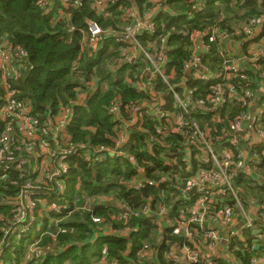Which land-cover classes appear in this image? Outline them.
<instances>
[{
	"label": "trees",
	"instance_id": "1",
	"mask_svg": "<svg viewBox=\"0 0 264 264\" xmlns=\"http://www.w3.org/2000/svg\"><path fill=\"white\" fill-rule=\"evenodd\" d=\"M253 21V28L264 26V0H0V48L6 46L2 51L12 69L8 82L12 100L25 110L27 119L38 121L31 135L51 136L48 143L56 152L51 174L44 170L46 180H39L44 158L40 146L31 145L28 153L12 151L19 146L13 140L23 129L12 118L0 119V141L9 130L7 145L0 143V167H11L8 174L0 175V261L177 264L166 256L171 248L182 254L184 247L196 244L194 240L198 245V239L208 243L207 231L213 229L225 238L218 214L234 206L233 197L214 196L202 205L196 194L184 195L186 179L211 169L212 161L191 140L187 142V136L199 135L186 125L188 118L180 105L174 104L170 91L175 89L184 104L196 107L190 119L206 132L198 128L215 152L221 145L232 153L237 195L255 224L254 229L231 225L226 254H216L212 262L253 264L261 259L264 264V239L255 238L264 235V185L255 183V176L264 171V157L261 148H254L247 163V156L239 157L232 144L235 140L239 146L241 141L233 125L251 115L246 90L254 103L262 89L264 57L251 67L252 73L250 65L240 67L244 57L237 54L229 73L234 52L223 48L224 42L241 45L243 30ZM137 22L142 24L137 40L120 43L128 35L124 27L135 28ZM90 24L101 29L95 43H91ZM143 49L165 55L168 82L153 77L155 68L150 70ZM3 81L0 70V106L8 95ZM220 90L225 95L216 102ZM190 91L193 95L188 96ZM234 97L238 102H232ZM155 100L160 114L146 107ZM139 106L134 111L139 117L134 119L136 114L128 110ZM63 108L72 112L65 128L57 121ZM259 108L264 111V96ZM175 118L185 122L182 129ZM258 119L257 132L261 131ZM69 154L75 157L66 159ZM17 166L24 171H17ZM59 173L61 177L47 179ZM49 206L58 210H46ZM200 206L205 222L190 224L191 230H200L190 241L181 214L190 219ZM161 207L168 212L160 230L153 222L163 223L155 218ZM145 208H151L149 216L142 212ZM138 211L142 215L135 216ZM234 216L238 222L244 219L239 209ZM108 228L115 234H105ZM125 228L130 230L127 235L122 232ZM25 230L30 231L22 234ZM36 239L41 247L53 249L41 259L28 258L29 243ZM153 250L156 262H152Z\"/></svg>",
	"mask_w": 264,
	"mask_h": 264
},
{
	"label": "built area",
	"instance_id": "2",
	"mask_svg": "<svg viewBox=\"0 0 264 264\" xmlns=\"http://www.w3.org/2000/svg\"><path fill=\"white\" fill-rule=\"evenodd\" d=\"M162 1L163 0H155V2H157V3L162 2ZM129 16H131V13L129 14ZM141 25L142 24L140 22H137L135 28H133V27L127 28L126 33L128 35L121 38V40L119 42L121 43L124 40L127 41L129 39L137 40L136 39V31L138 29H141ZM89 31H90L91 37H92L91 43H95L97 37L101 34V29L95 24H90ZM151 33L154 34L155 32L152 31ZM253 34H255V33H253ZM216 36L220 37L218 34H216ZM4 47H6V46L3 45L0 48V70L2 71L3 77H4V81H3L4 85L3 86H4L8 95H7L6 101H4V104L0 106V119H2V121H4L8 118H12L16 121V123L18 125H21L22 127H24L23 130L27 131L28 133H32L34 131V129L36 128L38 121L36 119H32V118L27 119L24 115L25 110H22V108L19 107V104L16 103L14 100H12L13 93L11 92V89H10L11 87H10V84L8 83L9 80L12 79V69H11L10 64H9V56L4 51H2V49ZM8 47H10V46L8 45ZM9 52H12L11 48H9ZM143 53L149 61H151L152 56L156 55V54H153V52L148 51V50H144V49H143ZM159 54H160L159 61H161V63H160L159 68L154 67L155 71H156L155 75L157 78L159 77V78L163 79L164 81H167L166 65H167L168 60H166L164 58L165 55L162 54V52ZM260 54L264 55V47L260 48ZM8 64H9V66H8ZM235 66H236V64H233V66L229 65L228 66V72L230 73V72L234 71ZM230 67H233V68L230 69ZM228 75L229 74H227L226 77ZM201 79H204V78H201ZM232 89L233 88H231L230 91ZM170 92L174 96V99L175 98L177 100L179 99V93L176 92L175 89H171ZM220 92H221V94L217 95L216 102H218L220 99L222 100L224 95H225V91L220 90ZM191 95H193V91L188 92V96H191ZM179 101H180V99H179ZM183 102H185V101H183ZM183 102L180 101L178 103V105H180L181 108H182V105H184ZM198 107H200V105ZM192 108L194 109L196 107H192ZM184 110L187 114L189 113L186 110L185 105H184ZM155 112L159 113V114L161 113L160 110H155ZM162 117H163V115H161V118ZM71 118H72L71 110L68 108H63L61 110L59 116L57 117V121H58L59 126L61 128L67 127V125L71 121ZM262 121H263V119L259 118L258 121L256 122L257 126H260ZM194 129H196L195 134L199 135L200 139L202 140V146L207 147L205 152H206V155H208V158H210V160L212 161V167H211V169L207 168L206 170H200V171H198V174L195 177L188 179L185 182L186 187L184 190V195H187L188 193H190L192 195L196 194V196L199 197V201L202 205H205V203L212 201L214 196L215 197L220 196L221 198L231 196V197H233L234 202H235L234 206L233 207L227 206V207H225V209L222 212H220L218 214L219 215L218 217L221 220V226L223 227L222 230L223 231L227 230V231H229L230 234L233 232L231 229V225L236 226L238 224V219L235 218V216H234L236 209H239L240 212H242L243 217H244V225L246 226V228L254 229L255 224L251 220V218L246 214L245 207L237 195V189H236V186L234 183V177L236 175L237 169L236 170L231 169L232 165L234 164L232 153L230 151H228L223 156H219L215 152V149L212 147V145L207 143L205 135L202 132L198 131L197 127H194ZM6 133L7 134H5L0 141L1 144L7 145V143H8L9 130H7ZM259 135L262 137V136H264V133H260V131H259ZM199 137H197V138H199ZM36 144L39 145L38 143H33V145H36ZM232 144L235 146V151H239V157H242L241 152H240V148L237 145L235 140L232 141ZM5 153L10 154V150L7 152L5 151ZM65 156H66V153H65ZM71 156L75 157V155L69 154V155H67L66 159L71 157ZM84 156L86 158L89 157L88 154H84L83 157ZM19 167L20 166H17L16 168H19ZM48 168L45 165L42 166L41 172H43L44 170H47ZM63 168H64V173H67L69 171L68 167L65 165H63ZM10 169H11V167H9V169H8L7 166L0 167V175L5 176L6 174H8ZM57 177H61V173L54 174L53 176H51V179H53V178L56 179ZM203 179H207V180L203 181ZM39 180L43 181V177L39 178ZM29 189H31V186ZM27 193L29 194V190H27ZM203 208H204V206H200L199 208H197V211H196L197 214L196 213L192 214L190 219L185 218L183 213L181 214V219L184 218L181 223L186 228L185 236L190 241L196 239L195 237L200 233V230H191L189 228L190 224L198 223L201 226L204 225L206 214H204L200 211ZM142 212L145 214H148V216H149L151 213V208H145ZM142 212L138 211V212H134L133 214L135 216H139V215H142ZM166 212H168L167 209L165 207H161L159 213H157L155 215V218H159L162 221V218L166 217L165 216ZM95 221H98V220H95ZM153 223L156 224L157 227H159V228L161 226V229H163L165 227V224H163V223L156 222V221H154ZM127 231H130V230H128V228H125L122 232L125 235V233ZM207 232H208L207 238L208 239L210 238V240H211L210 242L202 244L200 242V239H198V243H199V245H198L196 240H194V243H196V244H193L191 242L192 246L184 247V249L182 250L183 253L181 254V256L179 255V253H181V252H180V249H178V248H171L169 250V252L166 254V256H168L171 259L172 258L175 259V262L177 264H215L214 262H212V257L217 256L216 254H219L218 253L219 248L221 247L222 243L223 242L228 243V241H225V238L220 236L219 231L216 229L208 230ZM258 233H260V232L256 231V234H258ZM240 234L242 235V233H240ZM8 235H6V236H8ZM255 238H256V241L258 242L259 240L264 239V235L260 234V235L256 236ZM227 245H226V249H227ZM44 249H45V251H41L40 249H36L34 251H29L28 258L41 259L45 254L51 252L48 250V248H44ZM262 262H263V260H261V259L253 260V264H263Z\"/></svg>",
	"mask_w": 264,
	"mask_h": 264
},
{
	"label": "rangeland",
	"instance_id": "3",
	"mask_svg": "<svg viewBox=\"0 0 264 264\" xmlns=\"http://www.w3.org/2000/svg\"><path fill=\"white\" fill-rule=\"evenodd\" d=\"M252 23L254 24L256 22L253 21V22H251V23L248 24V26L245 28V30H243L244 31V33L242 35L243 38L240 40L241 42H243L245 44V46H244L245 47L244 53L242 51V54L245 55V57L242 59V61L243 62H247L246 64L245 63L244 64L242 63L240 67L244 68L245 65H250V68L248 69V71H250V72L253 73L254 72V68H251V67L254 66V65H256V62L258 61V59H261L260 58V56H261V54H260V48L258 46H260L261 37H264V32L261 33L264 30V26H262V25H256L253 28V24ZM129 27L130 26H125L124 28L126 29V28H129ZM257 30H258V35H260V36L257 39L254 40L255 37H254V34L253 33H255ZM259 33H261V34H259ZM240 35L241 34H238V36H240ZM159 48H158V50H159ZM223 48L229 54L232 53V52H234V59H233L234 61H233V64H236L237 63V52H236L237 49H236V46L233 45V44H231V43L224 42ZM159 59H160V54H156V55L152 56L151 61H150V63L152 64V66H150V70H152L153 67H157V68L160 67L161 61H159ZM233 64H232V66H233ZM232 68L233 67H230V69H232ZM152 74L155 76L156 71H154ZM260 85H261L262 89H259V93L262 92L264 94V77H263L262 81L260 82ZM0 86H2L1 83H0ZM245 93H246V100L245 101L249 103L248 109H249V111H251L252 104H253V94L250 93V90H246ZM179 99H180L181 102L184 101L183 98H182V96L180 94H179ZM179 99L177 100L175 98V102H174L175 105H177L180 102ZM231 100H232V102H234V101H237L238 102V98L237 97L231 98ZM157 102H159V101L158 100H155V102H152L151 104L147 105L146 107H151L152 106L153 108H155L157 110H160V112H161L160 103L159 104H156ZM184 105L186 107V110L189 112L188 114L184 110ZM184 105H182V108L181 109L183 111V114H185L186 117L188 118V122L186 123V125H191L193 128L194 127H197V128L200 129L199 123L197 121H195L193 118L190 119V117H192V114H193V112L195 110L190 106V104L188 105V103L187 104H184ZM140 108H141V106L137 107L136 109L134 108V110L133 109H129L128 110L129 112H132L133 111L132 113L133 114H136V116L134 117V119H137L139 117L137 113H134V111L135 110H139ZM142 113H143V116H144V115L147 114V111H144ZM133 114H132V117H133ZM246 116H247V114L243 117V119L241 118L240 120H237L234 125H238L239 126L241 123H244L245 124V122H249L248 121L249 119ZM214 121L216 122V120H214ZM218 121L220 122L222 120L219 119ZM174 123L179 126V129H182V127L184 126L183 123H185V122L182 121L181 118H175L174 119ZM19 128L20 129H23L24 127H22L21 125H19ZM40 130H42V129L41 128H38L37 129V131H40ZM201 131L202 132H205L203 130H201ZM20 133H21L20 137H18L16 141H15V138L13 140L14 145H15L16 142H18L19 143V146L17 147V145H16V148L14 150H12V151L18 152V150H20V151H25L26 153H28L27 149L31 145H33V143H38L39 146H40V149L39 150L42 152V154H44V158L42 160V166L49 165L48 174L49 173L51 174L52 169H53L52 166H53V164H54V162L56 160V152L55 151L54 152L52 151L53 146L48 143V139L51 136H48L47 139H45V138H43V132H39L38 134H36V136H32L31 133H28L25 130H23ZM260 133H264L263 127H261ZM191 137L192 136H187V142H189L191 140L189 143H191L192 145L196 144L197 151L198 152L199 151H202V153L205 152V150H206L207 147L202 146V140L200 138L191 139ZM41 138H43V140ZM45 140H47V141H45ZM239 144H240L239 145V148H240L241 155H243L244 154V150H245V148L247 146L244 144V141L242 140V138H241V141H240ZM99 149H102V148H99ZM186 149H188V148H186ZM190 157H195V154H193L192 151H190ZM23 169H24V167L16 168L17 171H20L21 170V172L24 171ZM43 176H44V173H42L40 171L38 177L41 178ZM188 179H190V178H188ZM188 179H186V180H188ZM42 204L44 206L47 205L46 202H44V201L42 202ZM46 210H54L55 211V210H58V209L55 208V207L49 206ZM245 212L249 216V214H248L249 211L248 210H245ZM42 214H44L43 211H42ZM7 219H8V221H10L9 218H7ZM28 231H30V230H27V231L25 230V231L22 232V234L27 233ZM47 248H48L49 251H52L53 250V249H51L50 246L47 247ZM36 249H40L41 251H45V249L40 246V239H36L33 242H30L29 243L28 252L29 251H34ZM147 250L150 252L149 249H147ZM148 251H143L142 254L143 255H147L148 254ZM3 263H4V261H0V264H3Z\"/></svg>",
	"mask_w": 264,
	"mask_h": 264
},
{
	"label": "crops",
	"instance_id": "4",
	"mask_svg": "<svg viewBox=\"0 0 264 264\" xmlns=\"http://www.w3.org/2000/svg\"><path fill=\"white\" fill-rule=\"evenodd\" d=\"M260 25H262V24H260ZM262 31V30H261ZM264 32V30L261 32V33H263ZM261 33H259V34H261ZM260 35H258V30L255 32V34H254V40L255 39H257L258 37H259ZM202 37H203V35H201L200 36V38L202 39ZM228 43H231V42H228ZM231 44H233V45H235L234 43H231ZM241 45H243V46H245V44L244 43H241ZM240 44L238 45V44H236L235 46H236V52H237V54H239V55H242V46H241ZM259 48H261V47H264V37H261V41H260V46H258ZM138 54V53H137ZM243 57H245L244 55H242ZM260 57H264V55H261ZM245 64L247 63V62H244ZM150 73V72H149ZM153 73V72H152ZM205 75H206V73H205ZM207 77L209 76L208 74L206 75ZM154 78H157L156 77V75L155 76H153ZM260 96L262 97V96H264V94L262 93V92H260V94L257 96V100L253 103V106H252V109H251V115H250V117L248 118L249 120V122H245V124L244 123H241L239 126L238 125H236V126H234L233 125V128L235 129V131H237V133H239V135H240V137L242 138V140L244 141V144L247 146L246 148H245V150H244V154H245V157L247 156V163H248V161H252V158L251 157H249V153H250V151H252V149H254V148H257V149H260L261 148V152H262V155H263V157H264V136H260L259 135V132H257V128H256V126L254 125V123H255V121L258 119V118H261V119H263V112L264 111H262L259 107H260ZM136 116V115H135ZM134 116V117H135ZM128 127H131L130 126V124L129 125H127L125 128H128ZM260 127H263V122L260 124ZM263 129H264V127H263ZM126 139H128V138H126ZM121 140H124V138H121ZM222 146L221 145H219L217 148H216V153L219 155V156H223L226 152H228L229 150H227V149H220ZM206 156H208V155H205V157ZM47 168L49 167V165H45ZM48 170V169H47ZM247 171H248V173H250V174H253V172H252V170H249L248 168H247ZM50 175V174H49ZM48 175V177H47V179L49 178V180H50V178H51V176H49ZM45 177H46V173L44 174V176H43V182H44V180H46L45 179ZM256 178H255V183H257L258 181V185H260V186H263L264 185V171H263V173L262 174H260V175H257V176H255ZM255 210L256 209H253V212L252 211H250L251 212V214L252 213H255ZM167 220V217H164V218H162V222H163V224L165 223V221ZM242 225H244V219H242V220H240L239 222H238V225L237 226H234V227H241ZM158 229H161V226H160V228L158 227ZM224 233H225V241H228V236H229V231H227V230H224L223 231ZM129 233V231H127L126 233H125V235H127ZM152 233H154V232H152ZM105 234H115V231H111L109 228L105 231ZM227 238V239H226ZM161 242V241H160ZM160 242H158L159 244H160ZM226 245H227V242L225 243V242H223L222 243V245H221V247L219 248V254L220 253H222L223 251H225V252H223L222 254H226ZM155 252V250H153V252H152V254H151V258H152V262H156V254L154 253ZM179 254H181V253H179ZM181 256V255H180Z\"/></svg>",
	"mask_w": 264,
	"mask_h": 264
},
{
	"label": "water",
	"instance_id": "5",
	"mask_svg": "<svg viewBox=\"0 0 264 264\" xmlns=\"http://www.w3.org/2000/svg\"><path fill=\"white\" fill-rule=\"evenodd\" d=\"M179 255H181V254H179Z\"/></svg>",
	"mask_w": 264,
	"mask_h": 264
}]
</instances>
